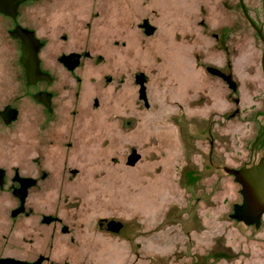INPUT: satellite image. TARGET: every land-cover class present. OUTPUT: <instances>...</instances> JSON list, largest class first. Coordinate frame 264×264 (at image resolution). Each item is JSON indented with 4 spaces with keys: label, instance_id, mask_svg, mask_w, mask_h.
I'll return each instance as SVG.
<instances>
[{
    "label": "water",
    "instance_id": "95a60500",
    "mask_svg": "<svg viewBox=\"0 0 264 264\" xmlns=\"http://www.w3.org/2000/svg\"><path fill=\"white\" fill-rule=\"evenodd\" d=\"M0 264H264V0H0Z\"/></svg>",
    "mask_w": 264,
    "mask_h": 264
}]
</instances>
